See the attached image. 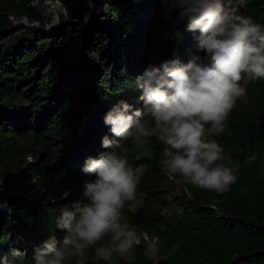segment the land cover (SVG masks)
<instances>
[{
    "label": "trees",
    "instance_id": "16d2710c",
    "mask_svg": "<svg viewBox=\"0 0 264 264\" xmlns=\"http://www.w3.org/2000/svg\"><path fill=\"white\" fill-rule=\"evenodd\" d=\"M39 1L0 0V254L13 264L20 262L12 249L32 264L45 240L61 246L60 210L87 202L84 183L95 179L82 171L86 159L108 150L103 137L116 139L104 116L120 101L141 108L136 77L150 64L205 56L196 52L198 31H187L186 21L174 26L176 0H93L94 9L86 0H58L67 22L47 29ZM239 14L264 26V0H248ZM22 15L39 28L14 24ZM240 83L246 95L215 137L237 176L229 190L170 177L160 163L165 146L154 137L126 141L130 166L145 170L123 222L158 237V254L150 257L142 239L126 257L99 259L95 249L111 245L107 234L65 264H264V78ZM28 189L33 198L25 199Z\"/></svg>",
    "mask_w": 264,
    "mask_h": 264
},
{
    "label": "clouds",
    "instance_id": "9594fccd",
    "mask_svg": "<svg viewBox=\"0 0 264 264\" xmlns=\"http://www.w3.org/2000/svg\"><path fill=\"white\" fill-rule=\"evenodd\" d=\"M86 3L95 8L93 0ZM247 3L176 0L178 14L173 24L186 21L187 31L199 32L196 52H203L204 58L190 54L183 64L179 60L150 64L136 77L141 108L120 101L106 113L104 123L116 139L103 137L102 147L108 150L85 161L83 173L95 176L84 183L87 202L78 201L60 210L56 226L66 231L61 246H56L54 237L45 240L35 250L32 264H65L69 256L82 257L85 249L107 234H111V245L95 249L99 259L111 260L114 252L126 257L142 239L150 257L158 254V237L138 234L134 226L123 222V210L127 202L136 200L138 180L145 170L130 166L126 141L143 145L154 137L165 146L162 169L199 188L223 194L236 182L235 169L224 162L231 158L224 155L215 137L223 133L237 100L246 95L241 80L264 78V26L239 14V8ZM102 6L107 11L110 4ZM68 15L64 7V18ZM59 22L57 16L54 24ZM146 116L151 117V124L145 123ZM140 204L128 205L129 211L135 212ZM11 256L21 264L25 253L12 249ZM0 261L13 264L2 254Z\"/></svg>",
    "mask_w": 264,
    "mask_h": 264
},
{
    "label": "rangeland",
    "instance_id": "374dc122",
    "mask_svg": "<svg viewBox=\"0 0 264 264\" xmlns=\"http://www.w3.org/2000/svg\"><path fill=\"white\" fill-rule=\"evenodd\" d=\"M133 2H137L138 0H132ZM39 5H41L42 10L44 14L47 16L44 27L47 29L48 27L54 24V21L56 20L57 16H59L60 22L58 24H61L63 22H67V19L64 18L63 16V5L58 1V0H40ZM24 15L15 18L13 20V23L19 24V25H29V22L23 18ZM90 19V16H89ZM28 23V24H26ZM36 26V28H39L37 22L33 24ZM30 26V25H29ZM76 99V98H75ZM27 162H29L30 156L25 157ZM25 199H30L33 198V193L28 189L24 194L21 195ZM141 234H144V232H141ZM149 238H152L148 235ZM9 255H11V251H9Z\"/></svg>",
    "mask_w": 264,
    "mask_h": 264
},
{
    "label": "water",
    "instance_id": "95a60500",
    "mask_svg": "<svg viewBox=\"0 0 264 264\" xmlns=\"http://www.w3.org/2000/svg\"><path fill=\"white\" fill-rule=\"evenodd\" d=\"M23 18L26 19L25 16H23ZM35 23H36V22H31V23H29V25L32 26V25L35 24ZM26 24H28V23H26Z\"/></svg>",
    "mask_w": 264,
    "mask_h": 264
}]
</instances>
